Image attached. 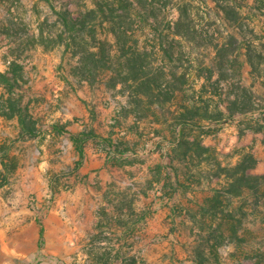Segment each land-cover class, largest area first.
<instances>
[{"label":"rangeland","instance_id":"1","mask_svg":"<svg viewBox=\"0 0 264 264\" xmlns=\"http://www.w3.org/2000/svg\"><path fill=\"white\" fill-rule=\"evenodd\" d=\"M89 46L112 72L81 78ZM13 60L37 136L0 141V264H264V178L227 176L247 153L264 175V0H0ZM72 108L91 177L52 134Z\"/></svg>","mask_w":264,"mask_h":264},{"label":"trees","instance_id":"2","mask_svg":"<svg viewBox=\"0 0 264 264\" xmlns=\"http://www.w3.org/2000/svg\"><path fill=\"white\" fill-rule=\"evenodd\" d=\"M64 14V27L66 31L70 32L73 35L72 39L75 40L74 36L78 35V32L81 33L86 28H89L88 22L91 21V16L96 18L97 9H90L86 12L78 14L67 11V13ZM91 47H86L84 53L80 55V58L82 59L80 63L83 62V67L80 65L76 67L78 72H82L81 78L84 79L93 78L95 74H98L97 72H100L97 64L98 62L103 63L101 72H104V76L106 75V71L112 72V69L107 66L106 55L102 54L99 50H92ZM16 62V60H13L8 70L0 72V86L4 87L6 90L5 93L0 94V113L7 117L17 116L21 127V135L23 137L32 138L37 136L35 121L31 118V115L29 114L25 106H23L22 98L17 95V93H15L16 88L21 87L20 81H22L19 74L21 68L19 67V65H17ZM114 79L115 77L112 75V73L111 75L107 76L109 84H116V81H114ZM92 136L94 135L92 134ZM89 137H91V133L84 132L81 136H79V138H71L73 139L75 144H77V149L80 152L82 151L81 143ZM197 144L199 146H202L199 141H197ZM254 162L255 159L253 155L247 153L242 158V160L233 168V171L229 173V175H227L229 178H232L233 176L231 184H229L231 186L230 192L238 191L239 187H241L242 184H246L245 186L249 190H253L254 192L256 191L257 185L252 184V182H257V179L264 178V175L252 173ZM236 185H238V187Z\"/></svg>","mask_w":264,"mask_h":264},{"label":"crops","instance_id":"3","mask_svg":"<svg viewBox=\"0 0 264 264\" xmlns=\"http://www.w3.org/2000/svg\"><path fill=\"white\" fill-rule=\"evenodd\" d=\"M0 67H3V65H1ZM6 71V70H4ZM4 71H0V72H4ZM5 88L0 86V94L5 93ZM74 114H77L75 109H71L69 110L67 113H65L63 115V120L65 123L68 124V128L69 130H65L64 128H58L57 132L54 131L52 134L55 135L57 133V136H59V139H62L66 134L67 136L64 137L65 139V146H66V151L72 150L73 154L75 155V153H78V149H77V144H75V142L73 141V139L71 137H78L81 136L85 131H82L81 128L77 127V124H74L72 122V117ZM13 121L15 122V124H17V127L15 129V131L13 132L9 127H8V123ZM86 133H91V137L85 139L82 143V151H80L83 155V162H82V166L79 168V172L81 174H87L88 177L94 176L95 173L97 172V168H100L98 171H101L103 168L100 167L102 165V153L96 151L95 149L92 148V141H96L98 138V135H96L95 131H90V132H86ZM8 134H15V136L19 137V138H23V139H32V138H28V137H23L21 135V127L19 124V120L17 116H12V117H7L4 116L0 113V141L2 139L3 136H7ZM92 134L94 136H92ZM61 144V142H56L55 148H58ZM68 150V151H69ZM67 157V154L65 153L63 155V159ZM82 186V184H77L75 186V194L79 193L80 191V187ZM88 187V191L89 194H94V189L90 186L87 185ZM40 232H41V228L39 229V237H40ZM42 236H43V230H42Z\"/></svg>","mask_w":264,"mask_h":264}]
</instances>
